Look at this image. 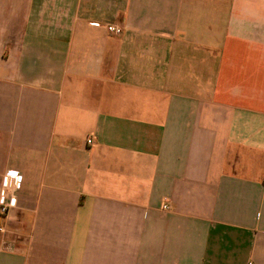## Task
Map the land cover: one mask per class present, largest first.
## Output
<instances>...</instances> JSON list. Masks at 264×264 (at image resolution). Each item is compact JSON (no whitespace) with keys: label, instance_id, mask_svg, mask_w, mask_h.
I'll list each match as a JSON object with an SVG mask.
<instances>
[{"label":"crops","instance_id":"crops-1","mask_svg":"<svg viewBox=\"0 0 264 264\" xmlns=\"http://www.w3.org/2000/svg\"><path fill=\"white\" fill-rule=\"evenodd\" d=\"M11 171L0 264H264V0H0Z\"/></svg>","mask_w":264,"mask_h":264},{"label":"built area","instance_id":"built-area-1","mask_svg":"<svg viewBox=\"0 0 264 264\" xmlns=\"http://www.w3.org/2000/svg\"><path fill=\"white\" fill-rule=\"evenodd\" d=\"M96 26L98 27L99 24H96ZM106 30L109 34H113V35H121L123 32V30L120 27H116L114 25H107ZM88 143L91 144L92 140H88ZM21 181H22V177L19 176L17 172L11 171L6 176H4L3 181H2L3 189L0 195V218L7 215V213L9 212V209L13 207L16 203V200L14 198L8 200L7 196L5 195V189L11 186L18 188ZM163 208L167 210L169 209V206L165 205ZM2 231H3V228H0V232Z\"/></svg>","mask_w":264,"mask_h":264}]
</instances>
